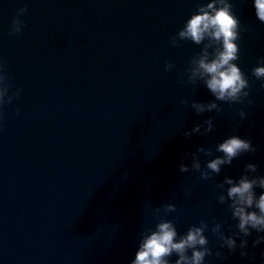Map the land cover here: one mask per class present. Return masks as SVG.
Wrapping results in <instances>:
<instances>
[{
    "label": "water",
    "instance_id": "water-1",
    "mask_svg": "<svg viewBox=\"0 0 264 264\" xmlns=\"http://www.w3.org/2000/svg\"><path fill=\"white\" fill-rule=\"evenodd\" d=\"M0 264H264V0H0Z\"/></svg>",
    "mask_w": 264,
    "mask_h": 264
}]
</instances>
